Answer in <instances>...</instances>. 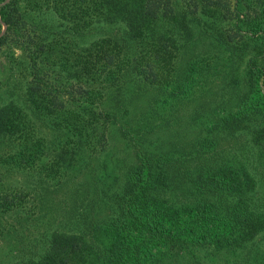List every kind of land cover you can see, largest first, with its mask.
I'll list each match as a JSON object with an SVG mask.
<instances>
[{
  "label": "trees",
  "instance_id": "trees-1",
  "mask_svg": "<svg viewBox=\"0 0 264 264\" xmlns=\"http://www.w3.org/2000/svg\"><path fill=\"white\" fill-rule=\"evenodd\" d=\"M239 25L259 37L224 126L264 148V0H0V184L12 170L64 176L74 151L98 153L112 129L133 153L103 219L52 233L37 261L20 264L172 263L261 237L264 192L255 172L214 165L202 143L179 156L154 152L143 144L152 117L142 125L127 114L130 93L147 95L146 112L154 89L181 100L170 72L197 40L207 38L229 61L239 44L248 50ZM47 132L58 136L55 145ZM7 192L0 221L23 200Z\"/></svg>",
  "mask_w": 264,
  "mask_h": 264
},
{
  "label": "rangeland",
  "instance_id": "rangeland-1",
  "mask_svg": "<svg viewBox=\"0 0 264 264\" xmlns=\"http://www.w3.org/2000/svg\"><path fill=\"white\" fill-rule=\"evenodd\" d=\"M248 28L239 25L235 32L242 43L249 42L250 48L239 44L231 53V61L229 53L211 50L207 38L185 47L170 72L173 81L179 83V102L154 89V102L148 112L144 110L146 94L132 98L130 93L126 104L128 116H136L134 123L145 125L152 117L151 130L145 126L148 132L143 144L154 152L164 155L173 151L179 156L202 143L214 165H247L250 172H255L259 191L264 192V148L256 146L243 132L227 133L224 126L239 106L245 61L256 53L254 39L259 35ZM56 136L47 132L46 140L55 145ZM132 155L130 146L112 129L108 144L98 153L74 151L75 166L64 176L44 178L39 167L12 170L8 181L0 184V193H21L23 200H14L19 203L16 210L0 221V264L37 261L52 233L73 230L77 223L86 221L84 217L103 219L104 201L120 190L123 172L133 164ZM44 161L34 165H44ZM163 264H264V233L238 249L200 250Z\"/></svg>",
  "mask_w": 264,
  "mask_h": 264
}]
</instances>
